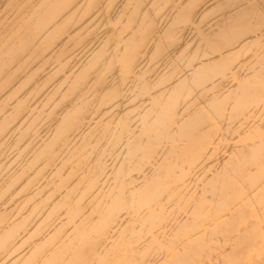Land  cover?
<instances>
[{"label":"bare ground","instance_id":"6f19581e","mask_svg":"<svg viewBox=\"0 0 264 264\" xmlns=\"http://www.w3.org/2000/svg\"><path fill=\"white\" fill-rule=\"evenodd\" d=\"M0 264H264V0H0Z\"/></svg>","mask_w":264,"mask_h":264}]
</instances>
